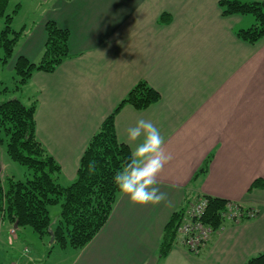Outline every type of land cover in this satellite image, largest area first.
Returning <instances> with one entry per match:
<instances>
[{"label": "crops", "instance_id": "1", "mask_svg": "<svg viewBox=\"0 0 264 264\" xmlns=\"http://www.w3.org/2000/svg\"><path fill=\"white\" fill-rule=\"evenodd\" d=\"M218 1L30 0L47 11L22 27L10 71L20 55L41 58L47 20L70 31L73 55L27 83L28 99L39 105L37 136L60 163V182L75 179L88 141L140 80L161 98L143 110L125 105L115 120L118 137L137 120H151L173 157L158 178L166 202L134 206L119 193L105 226L82 249L66 248L61 263L245 264L264 250V188L250 190L264 179V38L254 45L239 39L236 31L255 19L224 16ZM210 154L206 173H198ZM203 195L259 213L226 220L198 254L179 239L161 254L172 214ZM8 262L17 260L0 254V264Z\"/></svg>", "mask_w": 264, "mask_h": 264}, {"label": "trees", "instance_id": "2", "mask_svg": "<svg viewBox=\"0 0 264 264\" xmlns=\"http://www.w3.org/2000/svg\"><path fill=\"white\" fill-rule=\"evenodd\" d=\"M10 2L11 0H0V21H3L0 47L5 64L13 58L15 46L24 32L23 28L16 30L13 27L15 14L21 9V3L17 2L9 11ZM218 5L224 16L238 14L255 18L251 26L236 31L239 39L254 45L264 38V0H219ZM161 20L164 21V15ZM45 29L47 40L41 58L33 61L24 55L17 57L13 67L16 75L13 91L22 90L35 72H54L73 55L68 45L69 29L59 26L51 19L45 23ZM160 98V92L146 80L133 85L88 141L80 157L76 177L67 185L60 182V163L37 136V102L25 104L18 97L1 101L0 140H4L1 136L4 133L8 155L32 170V177L24 180L8 177L6 187L0 173L2 216L7 217L13 225L17 223V227L30 226L42 240L53 236V241H48L49 249L56 245L73 250L85 247L105 226L113 212L120 193L113 182V176L132 152L129 145L118 137L115 121L117 114L125 105L143 110ZM211 160L212 154L204 160L198 173H206ZM90 161L96 162L93 174L88 170ZM255 188H264V179H256L250 190ZM205 196L208 204L204 220L218 230L226 221L221 211L229 201ZM57 203L61 204L60 220L56 226H52L49 207ZM241 207L243 214L239 221L254 218L259 213L255 208H248L243 204ZM183 212L184 208L175 211L165 225L160 245L163 255L172 249L177 239ZM245 264H264V250L248 259Z\"/></svg>", "mask_w": 264, "mask_h": 264}, {"label": "rangeland", "instance_id": "3", "mask_svg": "<svg viewBox=\"0 0 264 264\" xmlns=\"http://www.w3.org/2000/svg\"><path fill=\"white\" fill-rule=\"evenodd\" d=\"M20 0H11L9 5V11L13 9V6ZM22 8L15 14L13 21V27L16 30H20L24 24L31 27L33 23L38 22L40 17L45 14L44 11L47 4H32L30 0H21ZM254 18V17H253ZM255 19V18H254ZM255 22V21H254ZM253 22V23H254ZM3 28V21H0V32ZM15 57V54L14 56ZM3 51L0 47V102L10 98L18 97L25 104H31L34 101L37 102V97L34 99H28V94L32 96L33 92L28 91L27 84L24 85L22 90L13 91L15 86V73L13 69L10 71L9 64H5L2 61ZM8 89V90H6ZM31 92V93H30ZM38 105V102H37ZM39 106V105H38ZM3 141L0 140V165H1V176L3 180V185L7 186L8 177H14L16 179H26L27 177H32V170L27 168L25 165L12 159L7 153V142L4 133H1ZM64 185L69 184V181H62ZM190 201L188 202V204ZM188 207L184 208V210ZM51 224L56 226L60 220L61 204H53L49 207ZM13 223L7 218L2 216L0 212V254L5 258H11L17 260L18 262H23L25 264H63L61 263L62 255H64V248L56 245L54 248L49 249L48 241H52V236L50 239L44 238L42 240L40 236L34 232L30 226H20L13 230ZM179 239V234L177 230V239ZM28 248L29 252L25 253L24 249ZM74 251V250H73ZM60 255V256H59ZM33 259V260H32ZM9 263V262H8ZM10 264V263H9Z\"/></svg>", "mask_w": 264, "mask_h": 264}, {"label": "clouds", "instance_id": "4", "mask_svg": "<svg viewBox=\"0 0 264 264\" xmlns=\"http://www.w3.org/2000/svg\"><path fill=\"white\" fill-rule=\"evenodd\" d=\"M123 142L135 146L113 176L119 192L134 206H156L166 202L168 196L160 190L158 178L173 157L165 147L161 130L151 120L141 118L126 130ZM88 170L90 174L95 173V161L89 162Z\"/></svg>", "mask_w": 264, "mask_h": 264}, {"label": "built area", "instance_id": "5", "mask_svg": "<svg viewBox=\"0 0 264 264\" xmlns=\"http://www.w3.org/2000/svg\"><path fill=\"white\" fill-rule=\"evenodd\" d=\"M207 204L208 198L204 195L190 201L178 226L180 243L194 254L202 251L215 232L214 227L204 220ZM242 214L241 204L235 201H229L226 208L221 211L224 219L232 221H239ZM24 251L28 253L29 249L25 248Z\"/></svg>", "mask_w": 264, "mask_h": 264}, {"label": "water", "instance_id": "6", "mask_svg": "<svg viewBox=\"0 0 264 264\" xmlns=\"http://www.w3.org/2000/svg\"><path fill=\"white\" fill-rule=\"evenodd\" d=\"M14 227L16 228L17 227V223H15ZM54 237L52 236V241H53Z\"/></svg>", "mask_w": 264, "mask_h": 264}]
</instances>
